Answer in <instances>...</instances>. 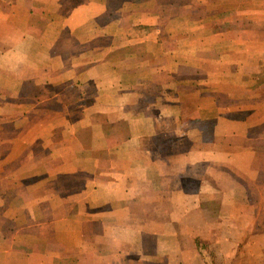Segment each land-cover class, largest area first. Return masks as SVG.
I'll return each instance as SVG.
<instances>
[{
    "label": "crops",
    "instance_id": "1",
    "mask_svg": "<svg viewBox=\"0 0 264 264\" xmlns=\"http://www.w3.org/2000/svg\"><path fill=\"white\" fill-rule=\"evenodd\" d=\"M262 237L264 0H0V264Z\"/></svg>",
    "mask_w": 264,
    "mask_h": 264
},
{
    "label": "rangeland",
    "instance_id": "2",
    "mask_svg": "<svg viewBox=\"0 0 264 264\" xmlns=\"http://www.w3.org/2000/svg\"><path fill=\"white\" fill-rule=\"evenodd\" d=\"M257 243L260 247H254L255 243L246 247L241 245L240 248L235 245V247L233 245L230 246L229 251L232 254L230 264H264V237L260 238ZM258 248L262 249V251ZM217 260H219L218 257Z\"/></svg>",
    "mask_w": 264,
    "mask_h": 264
}]
</instances>
